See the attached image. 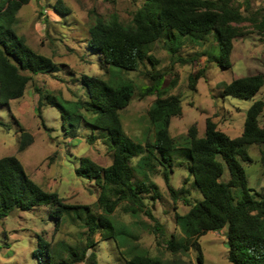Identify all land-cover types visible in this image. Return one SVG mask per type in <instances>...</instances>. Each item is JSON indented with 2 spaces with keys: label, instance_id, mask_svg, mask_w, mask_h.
<instances>
[{
  "label": "trees",
  "instance_id": "16d2710c",
  "mask_svg": "<svg viewBox=\"0 0 264 264\" xmlns=\"http://www.w3.org/2000/svg\"><path fill=\"white\" fill-rule=\"evenodd\" d=\"M29 0H0V103L21 97L31 74L51 72L56 66L47 55L35 51L18 34L14 25L17 11ZM248 7V5H247ZM60 13L68 8L54 5ZM248 21L258 31H264V4L260 9L245 14L234 0H144L136 8L130 23H124L116 13L108 20L96 16L89 26L88 48L97 52L106 66L107 77L100 74L82 73L80 80L86 98L78 100L80 106L92 113L91 119L84 121L91 127L105 133V142L111 150V160L101 165L88 156L78 157L75 172L83 178L93 180L98 186L96 211L87 203H68L55 190H47L29 176L24 165L15 154L0 156V217L6 216L14 208L31 210L46 205L54 219L55 228L60 222L69 220L84 228V240L71 243L58 240L55 244L43 239V249L33 251L39 264H98L97 255L91 249L97 240L113 238L123 256V264H182L168 262L159 255L151 254L139 243L121 248L129 237L135 235L123 224L117 225L112 217L115 208L122 204V210L131 215L140 212L153 219L156 228L158 220L148 207L147 200L161 196L158 184L151 175L162 168L168 189L173 197L178 192H187L181 187L176 190L168 181L173 163L185 166L192 184L201 197L190 202L184 213H176L175 220L182 231L176 237L172 234L166 240V247L173 253L185 252L194 247L198 252L196 260L203 262L198 237L209 230L225 229L226 257L229 264H264V189L255 191L248 185L243 161H252L247 146L264 142V126L259 123V115L264 107V99H254L245 111L243 128L239 135L230 136L217 127L211 117L205 119L204 134L199 135L198 127L191 124L186 134L175 137L169 131L172 116L182 113L181 97L175 93L165 94L160 87L163 77L159 71L151 74L154 82L142 87L141 95L156 93L146 111L152 126V138L143 140L132 138L124 129L120 110L132 98L136 86L122 74L136 70L145 59L151 63L156 58L150 52L151 44L165 37L168 48L175 52L181 44V36L193 41H204L213 35L217 49L205 51L208 59L223 68L232 65L233 40L247 34ZM202 71L189 75V85L195 90ZM264 84V72L239 75L230 81H223L221 94L250 98ZM39 92L37 109L43 98L51 104L65 107L54 95ZM81 117V116H80ZM83 118V117H82ZM67 132L74 133L77 125L72 121ZM18 149L23 150L32 140V135L19 128ZM93 135H90V139ZM136 157L135 165L131 163ZM264 164V149L260 151ZM225 169L227 179H221ZM127 253V254H126Z\"/></svg>",
  "mask_w": 264,
  "mask_h": 264
},
{
  "label": "rangeland",
  "instance_id": "374dc122",
  "mask_svg": "<svg viewBox=\"0 0 264 264\" xmlns=\"http://www.w3.org/2000/svg\"><path fill=\"white\" fill-rule=\"evenodd\" d=\"M144 0H29L17 11L14 25L18 34L37 52L49 56L56 64L51 72L31 74L21 97L0 103V156L15 154L23 163L25 171L47 190L57 191L68 203H87L93 210L101 211L97 204L98 186L93 180L83 178L75 172L78 157L88 156L101 165L111 160V150L105 142V133L93 128L84 121L91 119L92 113L81 107L78 100L87 99L81 83L82 73L108 76L106 66L97 52L88 48L89 26L96 16L108 20L116 13L121 21L130 23L133 12ZM243 13L248 14L260 9L264 0H234ZM54 5L67 7L66 13H60ZM248 5V7H247ZM245 21L247 34L233 40L231 52L232 65L223 68L208 59L205 51H215L216 41L209 35L204 41H193L188 36H181V44L175 52L168 46L165 37H160L150 46V52L156 58L151 63L145 59L136 70L123 71L135 86V92L129 103L120 110L122 124L126 132L135 139L152 138V126L146 117V111L156 93L140 94V89L154 82L151 74L160 72L163 77L160 87L165 94L175 93L181 97L182 113L171 118L169 131L180 137L187 128L195 123L198 134L203 135L206 117H211L217 127L230 136L239 135L243 128L245 111L251 102L261 97L264 99V84L250 98L221 94L223 81H230L239 75L264 72V31H258ZM202 71L197 79L196 89L189 85V75ZM39 86L43 93L54 95L65 110L57 104L43 98L37 109ZM81 116V117H80ZM83 117V118H82ZM72 121L77 125L74 133L66 127ZM259 123L264 126V107L259 115ZM24 128L32 135L31 142L23 149H18L19 128ZM68 129V127H67ZM90 135L93 138L90 139ZM252 161H243L247 173L248 185L255 191L264 189V164L260 160V151L264 142L247 146ZM137 158L131 163L135 165ZM177 158L169 173V183L179 190L175 198L168 189L162 168L151 175L158 184L161 196L148 199V207L158 220L156 228L153 219L143 212L131 215L122 210L119 204L112 213L117 225L123 224L135 235L129 237L120 246L139 243L151 254H156L168 262L199 264L197 250L191 247L185 252L173 253L166 247V240L174 234L183 233L179 228L175 214L184 213L189 203L182 199L185 194L190 202L201 197V193L192 184V177L184 164L179 165ZM225 169L221 179H227ZM225 229L209 230L198 237L203 254L202 264H229L225 245ZM84 228L69 220L60 222L55 228L54 219L49 214V207L42 205L31 210L14 208L6 216L0 217V264H39L33 255L35 249H43L41 237L55 244L58 240L81 243L84 240ZM117 235V242L120 241ZM93 238L97 243L91 248L97 255L98 264H123V256L113 238L101 239L97 232ZM127 254V253H126ZM76 264H86L84 261Z\"/></svg>",
  "mask_w": 264,
  "mask_h": 264
}]
</instances>
